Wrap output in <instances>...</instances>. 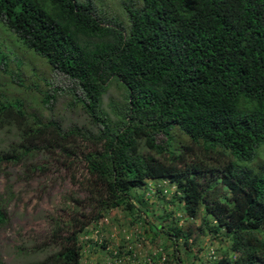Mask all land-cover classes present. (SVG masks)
<instances>
[{
	"label": "trees",
	"instance_id": "16d2710c",
	"mask_svg": "<svg viewBox=\"0 0 264 264\" xmlns=\"http://www.w3.org/2000/svg\"><path fill=\"white\" fill-rule=\"evenodd\" d=\"M125 1L127 27L98 16L92 0H0L7 37L75 82L88 119L64 128L20 100H0V128L17 125L21 135L0 151V173L44 151L73 180L83 171L89 195L54 231L59 251L30 264H83L81 235L105 212L122 209L141 224L133 200L148 204L136 190L150 181L174 185L171 203L200 220L145 230L163 234L179 264L197 233L229 243L215 264H264V165L248 166L264 144V0ZM113 85L119 97L105 105ZM93 203L91 216L79 212ZM6 222L0 196V227Z\"/></svg>",
	"mask_w": 264,
	"mask_h": 264
},
{
	"label": "rangeland",
	"instance_id": "374dc122",
	"mask_svg": "<svg viewBox=\"0 0 264 264\" xmlns=\"http://www.w3.org/2000/svg\"><path fill=\"white\" fill-rule=\"evenodd\" d=\"M92 1L98 16L105 21L124 27L129 25V4L125 0ZM133 2L136 7L142 4L140 0ZM0 46L4 47L7 56L4 60L6 65H0V100H20L27 113L61 121L64 128L88 120H85L82 108L75 103V96H82L75 82L52 71L45 58L27 49L16 38L7 37V29L2 24ZM1 60L0 53V63ZM47 95L51 96V102L45 105ZM118 97L117 87L113 85L105 97V105ZM20 137L17 125L0 128V151L10 150L21 141ZM57 160L40 151L30 153L19 164L3 166L0 196L7 222L0 227L1 264H30L57 253L60 247L53 240V233L59 222L73 216L72 211L77 209L75 199L82 200L87 206L89 195L81 183L83 171L75 174L76 180H73L66 165ZM239 164L245 165L246 162ZM41 165L46 167L45 172L35 170ZM250 165L256 170L264 165V144ZM175 189L168 181H150L147 187L138 188L137 196L145 194V200L149 199L147 205L140 204L136 197L133 200L143 211L139 225L132 223L134 216L122 209L105 212V217L90 224L86 234L81 235L83 264H179L175 247L165 250V244L169 246L170 243L163 234L155 238L145 231L149 223L159 229L174 220H180L183 228L200 224L199 219H188L179 204L171 203ZM88 206L80 208L79 212L91 216L95 205ZM168 214H172V218L163 223L160 217ZM195 237L191 251L181 246L180 257L186 264H215L214 260L229 248L228 242L222 245L213 241L210 235L199 236L197 233Z\"/></svg>",
	"mask_w": 264,
	"mask_h": 264
}]
</instances>
